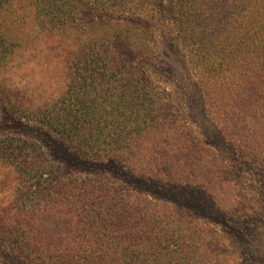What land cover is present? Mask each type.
Returning <instances> with one entry per match:
<instances>
[{"label": "trees", "instance_id": "trees-1", "mask_svg": "<svg viewBox=\"0 0 264 264\" xmlns=\"http://www.w3.org/2000/svg\"><path fill=\"white\" fill-rule=\"evenodd\" d=\"M164 18L226 122L222 134L232 137V109L248 117L262 111L264 0H0V264H197L195 257L207 264L195 219L96 178L61 180L38 138L24 132L29 124L45 129L67 153L108 156L145 176L177 175L182 161L169 156L185 152L192 132L170 123L177 119L137 63L151 60ZM231 68L244 86L236 102L212 77ZM203 153L204 166L192 174L210 186L216 167ZM53 216L69 229L45 230Z\"/></svg>", "mask_w": 264, "mask_h": 264}, {"label": "rangeland", "instance_id": "rangeland-1", "mask_svg": "<svg viewBox=\"0 0 264 264\" xmlns=\"http://www.w3.org/2000/svg\"><path fill=\"white\" fill-rule=\"evenodd\" d=\"M159 22L155 25L157 31L151 60L147 63L145 59H137V63L147 71L152 83L158 85L153 87L165 99L166 114L172 120L177 119L170 123L187 127L192 132L189 138L193 143L183 145L185 152L169 156L173 162L177 158L182 161L181 165L174 163L177 170L172 174L177 175L167 177L166 173L153 171L154 175L145 176L124 168L108 156L92 160L72 150L67 153L57 141L59 138L45 129H35L29 124L26 130H19H25L33 139L34 136L38 138L34 140L61 180L96 178L123 194L129 191L147 194L160 204L170 206L172 215L177 218L195 219L196 231L207 246L205 251L209 259L205 263L264 264V98L258 101L262 115L250 113L248 117L246 113H234L232 109L228 116L234 131L230 132L232 137L224 136L222 128L226 122L219 120L217 110L208 105L207 96L197 86L172 22L165 18ZM146 47L149 49L151 45ZM212 77L215 86L228 88L224 93H229L230 100L236 102L239 99V88L244 86H237V71L231 68L224 74V70L217 69ZM225 82L227 86H223ZM227 103L226 100L223 105ZM240 117L242 121L237 123L235 120ZM191 144L194 147H188ZM204 149L213 155L210 162L216 167L209 172L210 186L193 178V174H199L204 166L200 163L207 159ZM162 170L166 171L165 168ZM184 171L193 174L189 179H181ZM160 174L164 175L160 177ZM64 218L53 216L48 219L45 230L63 234L69 229ZM195 260L199 261L197 264L204 262L197 257Z\"/></svg>", "mask_w": 264, "mask_h": 264}]
</instances>
